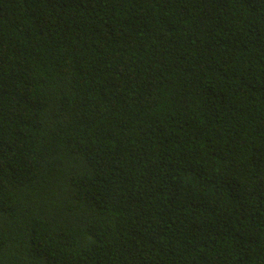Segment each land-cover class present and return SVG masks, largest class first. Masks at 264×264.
I'll return each mask as SVG.
<instances>
[{
  "label": "trees",
  "instance_id": "trees-1",
  "mask_svg": "<svg viewBox=\"0 0 264 264\" xmlns=\"http://www.w3.org/2000/svg\"><path fill=\"white\" fill-rule=\"evenodd\" d=\"M0 264H264V0H0Z\"/></svg>",
  "mask_w": 264,
  "mask_h": 264
}]
</instances>
